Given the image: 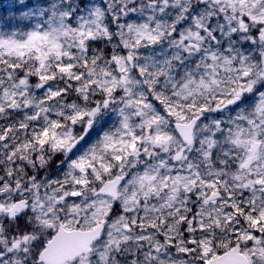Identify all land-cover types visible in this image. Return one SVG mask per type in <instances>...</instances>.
<instances>
[{
	"label": "snow or ice",
	"instance_id": "1",
	"mask_svg": "<svg viewBox=\"0 0 264 264\" xmlns=\"http://www.w3.org/2000/svg\"><path fill=\"white\" fill-rule=\"evenodd\" d=\"M0 264H264V0L0 4Z\"/></svg>",
	"mask_w": 264,
	"mask_h": 264
}]
</instances>
